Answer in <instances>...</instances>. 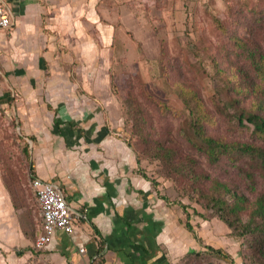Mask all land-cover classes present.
Masks as SVG:
<instances>
[{
  "label": "crops",
  "instance_id": "obj_1",
  "mask_svg": "<svg viewBox=\"0 0 264 264\" xmlns=\"http://www.w3.org/2000/svg\"><path fill=\"white\" fill-rule=\"evenodd\" d=\"M0 3L11 16L0 29V111L33 137V177L56 184L80 216L72 233L52 234L45 260L167 264L160 243L172 237L169 221L137 173L111 78L153 59L159 31L169 35L176 22L184 26L191 5L223 11L225 0ZM17 213L0 180V264L20 248V255L30 252Z\"/></svg>",
  "mask_w": 264,
  "mask_h": 264
},
{
  "label": "rangeland",
  "instance_id": "obj_2",
  "mask_svg": "<svg viewBox=\"0 0 264 264\" xmlns=\"http://www.w3.org/2000/svg\"><path fill=\"white\" fill-rule=\"evenodd\" d=\"M190 9L184 26L176 22L169 35L159 31V44L150 53L153 59L145 62L142 69H125L111 78L112 95L122 106L124 140L137 160V173L162 200L160 214L169 221L172 237L160 243L167 264H255L247 240L235 236L218 218L191 202L183 195L182 183L166 178L164 169L145 153L147 146L162 141L179 153L194 157L211 177L252 197L264 190L258 172H254L253 180L247 177L246 163L231 164L224 158L215 163L208 161L191 128L189 107L193 102L187 98V105L184 100L192 92L197 94L196 101L206 113L203 126L209 135L264 145L262 137L220 111L222 98L235 95L233 86L239 83L237 69L248 68L235 38H251L264 49V0H225L223 11L195 4ZM33 145V137L25 135L15 120L5 118L1 112L0 180L18 212L16 227L24 228L23 234L31 243V253L20 255V248L9 261L5 253L8 264H50L43 249L34 248L40 218L30 186L34 176ZM198 214H205L206 219ZM15 240L17 237L11 236L10 242ZM208 246L222 250L226 256L209 251Z\"/></svg>",
  "mask_w": 264,
  "mask_h": 264
},
{
  "label": "trees",
  "instance_id": "obj_3",
  "mask_svg": "<svg viewBox=\"0 0 264 264\" xmlns=\"http://www.w3.org/2000/svg\"><path fill=\"white\" fill-rule=\"evenodd\" d=\"M235 41L248 68L237 69L239 83L233 86L235 95L222 98L223 106L220 111L225 116L235 118L240 125H245L252 134L264 140V49L251 38H235ZM187 98L193 102L189 107L191 128L208 161L215 163L224 158L231 164L244 162L249 167L247 177L253 180L254 172H258L264 184V145L247 140H225L209 135L203 126L206 113L203 112L202 104L196 101L197 94L192 92L184 98L189 105ZM240 99L247 104L242 105ZM25 153L28 154L27 149ZM145 153L164 169L163 175L166 178H173L182 183L183 195L191 202L208 212L210 216L218 218L235 233V236L247 240L255 264H264V190L252 197L225 181L211 177L202 171L194 157L181 154L172 145L162 141L147 146ZM179 205L183 209L187 207L182 203ZM198 215L206 219L205 214ZM186 226L190 228L188 223ZM207 249L226 256L222 250H214L212 246H208Z\"/></svg>",
  "mask_w": 264,
  "mask_h": 264
},
{
  "label": "built area",
  "instance_id": "obj_4",
  "mask_svg": "<svg viewBox=\"0 0 264 264\" xmlns=\"http://www.w3.org/2000/svg\"><path fill=\"white\" fill-rule=\"evenodd\" d=\"M10 24L9 11L0 3V29H6ZM30 186L41 217V228L36 236L34 247L42 250L56 230L67 234L72 233L80 216L71 210L56 184L33 177Z\"/></svg>",
  "mask_w": 264,
  "mask_h": 264
}]
</instances>
